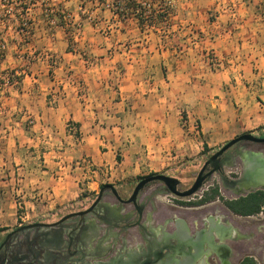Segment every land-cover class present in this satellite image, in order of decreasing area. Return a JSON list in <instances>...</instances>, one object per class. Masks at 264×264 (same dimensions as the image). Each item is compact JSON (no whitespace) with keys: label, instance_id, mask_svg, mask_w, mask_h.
Here are the masks:
<instances>
[{"label":"crops","instance_id":"obj_1","mask_svg":"<svg viewBox=\"0 0 264 264\" xmlns=\"http://www.w3.org/2000/svg\"><path fill=\"white\" fill-rule=\"evenodd\" d=\"M19 2L22 3L21 0ZM26 2L27 0H23L24 6ZM244 4L245 2L241 1L240 8ZM248 5L247 8L252 7L249 2ZM24 8L30 9L29 6ZM237 13L238 11L234 13L227 8L222 9L217 20L208 21L205 17L202 22L197 21L196 16H193L189 18L185 26L183 41L190 43L191 36H186L187 31L192 32L191 28L197 27L205 35L200 41L191 42L196 47L195 49L199 44H202L201 48L208 49V45L204 46L203 43L211 44L225 59L223 65L215 71L212 69L211 73H207L205 61H198L195 58L192 46L186 49L188 56H185V59L181 61L173 59L176 55L174 54L175 48L172 44L163 48L161 39L163 37L159 33H154L155 44H153L148 42L149 38L153 39L151 34L146 35L147 38H145L143 32H133L126 27L120 35H117L118 32L114 34L113 31H110L109 36L106 37L110 40L122 36L124 39H132L136 42L128 44L127 48H122L121 45H111L105 49L96 45L98 33L91 31L96 26L88 23V27L91 29L89 28L87 31L86 25L82 24L84 28L82 34L74 38V41H78L74 47L69 46L68 49L69 39L64 32L58 26L59 29L55 27V33L49 31L44 19L34 15L31 36L23 43L18 42V45L10 40L12 43V47H9L10 52L7 53L5 59H0V69L8 66L14 69L15 73H22L10 87L0 92V134H5L3 137H8L9 140L7 144L0 145V245L6 234L12 231H16V233L8 239L9 244L14 245L24 241L28 235L35 233L34 228L20 231L19 227L53 215L65 207L77 205L96 194L97 191H94L96 181H88L89 178L96 177V170L83 176L82 179L86 180V183L73 182V180L70 183L65 180V176L62 177L68 168L64 156L66 149L64 152L61 151L63 149L62 140H67L60 135L63 131L69 137L72 136L69 134V121H73L79 133L83 129L90 137L91 134L99 133L98 125H92L94 124L92 120L99 118L101 114L111 119L116 117L113 112L114 108L119 107L117 111L120 110L124 93L126 97L133 98V94L127 91L130 87L129 84L135 82V85L140 86L141 79L146 77L142 74L146 65L147 70L153 68L152 71H160V69H165L167 63L171 69H177L181 76L186 70L199 72V75H196L198 78L188 79L192 80L193 84H183L185 89L191 86L196 87L197 92H192L189 95L185 93L182 94V97L188 101H191L188 97H195L201 104V111L205 109L204 104L209 98H213L215 95L226 97L225 93H231L229 96L237 104L240 103L242 107L241 113L237 117L229 119L231 123L241 124V120L247 122L245 104L253 110L257 106L260 114L264 115V105L258 106V103L253 100L258 91L264 95V48L260 54H256L254 49L255 34L257 30L264 34V28L259 29L256 20L250 18L249 11L242 12L241 17H236ZM239 33L242 34V37L238 38ZM12 38H17L16 34ZM237 40L242 41L240 45ZM239 47H247L248 50L246 52L243 49L239 51ZM46 51L57 56L58 61L55 64H52V61L45 56ZM21 52L23 54H20ZM117 54L126 57L128 55L139 56V59L133 58L131 61L117 66L112 64L113 57ZM145 56H149L147 63L142 61ZM21 61H24L23 64ZM116 67H119V71L124 70L119 77L113 76ZM256 69H259L258 72L252 71ZM150 78L153 80L152 90L154 91L151 95L156 97L159 104L157 105V116L160 120L157 122V127L163 129L165 126L161 121L162 117L166 119L169 112L167 110L163 112L161 109L165 105L161 94L156 91H160V87H164V85L159 76L154 75ZM114 79L119 80L118 86L121 90L117 99H115L116 96L114 97L112 87ZM180 79L184 80V76ZM165 82L167 85L165 87L170 90H174L177 85L181 86L176 80L169 82L165 78ZM157 84L159 86H155ZM223 87H228L230 90L223 92ZM142 96L140 91L139 93L135 92L134 99L137 102L144 101L145 97L142 98ZM107 107L109 108L107 109ZM25 116L32 118V125L27 128L22 126ZM120 116L124 115H118L117 118ZM220 121L216 117L215 125L219 126ZM200 122L203 123L202 118H200ZM17 135L20 136L17 137ZM13 136L15 142L12 143L10 140ZM75 145L76 153L91 156L97 169L107 171L112 168L111 161H107L105 152H101L102 148L100 149L99 144L94 146L88 140L84 144L77 143ZM129 182L132 181L126 179L121 184ZM79 184L81 187L75 190V186H79ZM48 187L52 190L49 194L51 199L47 200V204H43L44 192ZM41 193H43V197L40 196ZM34 195H38L39 202H36V205H33L32 201ZM147 196V194H141L139 197V201L145 206L136 230L134 229L135 235L125 234L117 237L113 229V235L111 234L105 239L103 245L114 243L116 239H119L126 248H130L135 243L145 246L148 241L155 238L161 239L173 233L177 234L178 239H185L186 236L192 234L193 229L198 230L205 223V214L199 220H195V215L203 214L204 209L214 205H217L223 215L227 217V221L219 223L231 224L232 230L237 225L236 219L241 217L233 214L224 204L211 202L205 205L183 207L168 203L166 201L168 195ZM20 207L24 209L21 212H19ZM25 212L32 213L33 217L22 221L19 214H25ZM91 216L87 215V218L95 224L90 231L92 233L90 238L98 241L102 238L104 230H100L101 226L97 224L95 217ZM178 218L184 220L187 230L176 221ZM107 227L109 226L107 225ZM95 231L98 232L97 236H94ZM171 240L175 241V238L172 237ZM194 264H211V262L207 256H203L198 258Z\"/></svg>","mask_w":264,"mask_h":264},{"label":"rangeland","instance_id":"obj_2","mask_svg":"<svg viewBox=\"0 0 264 264\" xmlns=\"http://www.w3.org/2000/svg\"><path fill=\"white\" fill-rule=\"evenodd\" d=\"M21 1L22 3L19 0H0V45L4 44L6 46L2 60L10 52L9 47L12 45L10 40H13V43L16 44L18 42L23 43L31 36L33 32V25L31 24L34 15H38L44 19L49 31L55 33V27L58 26L69 39L68 49L69 46L74 47L78 41H74V38L82 34L84 30L82 24L86 25V28H88L87 31L90 28L88 27V23L96 26L91 31L98 33V42L96 45L100 48L111 45H121L122 48H127L128 44H134L136 42L135 40L130 39V41L129 39H124L122 36L114 37L113 40L106 38L109 36L110 31H113L114 34L118 32L117 35H120L125 27L133 30V32H143L145 36L151 34L153 39L149 38L148 42H152L153 44H155L154 33H159L163 37L161 38L163 40V48L171 44L175 48L176 52L174 54L176 55L173 58L175 60L181 61L185 59V56H188L186 49L192 46L195 58L198 61H205L207 63V73H211L212 69L215 71L220 68L225 59L211 44L203 43L204 46L208 45V49L201 48L202 44H199L197 49H195L196 47L191 42L200 41L205 35L197 27L191 28L192 32L187 31L186 36H191L190 43L182 40V38H185V26L190 17L196 16V20L202 22L205 20V17L208 21L217 20L222 9L226 8L234 13L238 11L235 15L236 17H241L242 12L249 11L250 18L256 20L259 29L262 30L264 28V0H27L25 6H29L30 9L24 8L23 0ZM241 1L247 4H244L240 8L239 3ZM248 2L252 7L247 8L249 6ZM10 4L13 9L7 11L11 7ZM20 17H25L27 26H29V34H22L20 32ZM108 19L109 21H107ZM58 27L56 29H59ZM15 34L17 38L13 39L12 36ZM239 34L237 37H242V34ZM255 35L256 42L254 49L256 50V54H260L263 52L262 48H264V34L257 30ZM241 42V40H237L239 45ZM241 49L245 52L248 50L247 47L238 48L239 51ZM20 54H23V52ZM45 56H47L48 60L52 61V64L58 61L57 56L55 57L49 51H46ZM147 57L149 56L142 58L144 63H147ZM256 57L259 58L260 56ZM133 58L137 60L139 56L132 57L128 55L126 57L117 54L113 57L112 64H116L117 66L119 64L122 65V63L131 61ZM187 61L189 62L188 58ZM23 62L21 61V64ZM167 65L166 63L165 69H160V71H152L153 68L147 70L146 65L144 72H142L146 77L141 79L140 86L138 84L135 85V82L129 84L130 87H128L127 91L133 94V98L126 97L124 93L122 97L123 104L120 105V110L117 111L119 107L114 108L113 112L116 117L111 119L101 114L99 118L92 120L94 123L92 125H98L99 133L91 134L90 137L84 129L79 133L73 121L68 122L69 134L72 136L69 137L63 131L60 135L62 137L64 136L67 140H62L63 149L61 150L64 152L66 149L64 156L66 158L65 164L68 165V168L65 170V175L62 176H65L66 181L68 180L72 183L73 180V182L86 183V180L82 179L83 176L96 170V177H91L88 181H96L94 191H98L100 184L117 185L126 179L135 181L149 174H167L180 177L183 180L181 185L183 188L198 171L201 161L213 150L243 133H251L254 135L264 134V115L260 114L257 106L253 110V108L245 104L247 122L241 120V124L238 122L231 123L229 121L230 118L237 117L242 109L241 104H237L230 97L231 93H225L226 97L215 95V97L209 98L206 104H204L205 109L201 111V104L195 97H188L191 101L185 100L182 97V94L187 93L189 95L192 92H197L196 87L191 86L185 89L183 84H193V81H189L188 79L198 78L196 75H199V72L186 70L183 73L184 80H181L180 77L183 78V76H181L180 72L177 69H171V66ZM5 68H9L14 74V82L22 74L21 72L15 73L14 69L8 66L2 67L1 69ZM258 70L252 71L258 72ZM123 71H119V67H116L113 76L119 77ZM154 75L159 76L162 79L161 83L164 85V87H160V91H156L161 94L165 105L161 109L163 112L166 110L169 112V116L166 119L162 117L161 121H163V126H165L163 129L157 127V122L160 120L159 116H157V105L159 104L156 97L151 95L154 91L152 90L153 80L150 77ZM165 78L169 82L176 80L181 86L177 85L174 90H170V88L165 87ZM113 82V93L114 97L116 96L115 99H117L121 91L118 86L119 80L114 79ZM155 86L159 85L157 84ZM162 90L164 92H161ZM228 90L230 88L223 87V92ZM139 91L143 95L142 98L145 97L144 101L139 100L137 102L134 99L135 92L139 93ZM169 91L170 93H168ZM118 99L120 100V98ZM253 100L255 103H258V106H263V93L258 91ZM105 114L107 116V113ZM118 115L124 116L117 118ZM216 117L221 120L219 126L215 125L214 120ZM200 118H202L203 123L200 122ZM31 125L32 118L25 116L22 126L27 128ZM3 135L5 134H0V145L3 143L7 144L9 141L8 137H3ZM88 140L94 146H97L96 144L100 145V149L102 148L101 152H105L104 155L107 161H111V169L101 171L95 167L91 156L76 153L77 149L75 144H84ZM10 142H15L14 136L11 137ZM69 147L73 149L71 150ZM211 181L205 183L202 187L203 192L199 191L192 199L178 198V200H181L180 202L174 199V204L190 207L188 202L200 200L204 192H206L205 189L210 186L209 183ZM80 187L81 185L79 184L74 189L77 190ZM51 192L50 187L45 190L43 204H47V200L51 199L49 197ZM40 196L43 197V193ZM32 201L33 205H36V202H39L38 195H34ZM211 202L223 204L220 199H215ZM211 202H206L205 204ZM23 210V207L19 208V212ZM260 211H262V214L259 212L255 215L241 216L239 219H236L237 225L242 226L244 230L252 226L258 237L260 231L264 233V209L261 208ZM19 215L21 218H25V220L33 217L32 213L26 212L25 214L21 213ZM259 241L261 244H264V240ZM258 262L264 264V253L263 258L258 259Z\"/></svg>","mask_w":264,"mask_h":264},{"label":"flooded vegetation","instance_id":"obj_3","mask_svg":"<svg viewBox=\"0 0 264 264\" xmlns=\"http://www.w3.org/2000/svg\"><path fill=\"white\" fill-rule=\"evenodd\" d=\"M255 136L262 138L264 137V134ZM223 145L213 150L201 161L198 171L190 178L189 183H187L185 187H181L183 180L180 177L171 175L179 178L180 190H185L192 185L203 164L214 153L218 152ZM252 153H261L264 155V142H255L249 139L241 140L225 149L216 158L212 159L214 165L219 164V171L209 180L212 181L209 183L210 186L207 190H209L210 187H215L217 185L219 196H222L225 199H235L243 196L245 193L247 195L250 192L264 190V184L256 188L249 184V186H247L246 183L238 184L234 187H231L229 184V180L237 179L242 176L245 170V160L248 159ZM209 169H211L210 165L206 167L205 172ZM151 175L154 174L140 177L135 181L125 184H102L92 198L85 200L84 202H79L77 205L65 207L55 212V214L38 221L31 222L49 223L57 222L63 218L57 226H61L62 228L66 226L73 227L81 221V217L76 213L90 208L88 215L95 217L97 224L101 226L100 230H104L102 238L97 241L92 239V237L90 238V235H92L90 232L91 229L86 228L84 230L86 239L83 240L84 244H81L77 240L76 233H73V231L68 229L67 233L64 235V241L62 243H55V245H58V255L50 257V259L57 261L60 264H140V261L144 257L143 252H156L158 247L162 248L161 254L159 256L156 255V257H151L152 259H159L158 264H194L193 261L195 262L198 258L203 256H207L211 264H226L225 262L223 263V259H225L226 255H228V260L231 264H240L243 259L247 257L253 258L259 263L258 259L263 258L264 244H261L259 240H264V233L260 231L257 237L252 226L247 228L243 227L245 228L244 230L242 229V226L235 225L234 229L228 234H220L218 223L227 221V217L223 215L221 209H219L217 205L204 209L202 211L203 214L198 215L197 213L194 217L195 220H199L205 214V223L201 228H205L207 232L205 233L206 238H204L203 241H191L186 239L172 241L171 239L162 237L158 240L159 244H156L154 239L148 241L145 246L135 243L130 248H126L125 244L119 239H116V242L114 243L112 242L108 245H103L102 243L105 239L111 236V234L113 235V229L117 237L125 234H130L131 236L135 235L134 229L136 230V221L138 220L136 210H134L135 214L127 221L121 223V227L118 229L111 228L108 225L110 218L108 211L113 207L127 208V206H129V208L133 209L131 204H126L125 201L122 202L118 196L127 200L132 195L136 185L145 177ZM221 176H225L226 179L224 181L221 180ZM105 185H111L113 188L111 186L106 187ZM103 186L105 187L102 188ZM140 191L141 192L138 194L139 203H141L139 201L141 194H147L149 196L158 194L163 195V184L159 180H150ZM262 209H264V207H262ZM92 212L96 213L98 216L91 214ZM104 224H106V226H104ZM107 225L109 227H107ZM198 230L193 229L191 233L193 234ZM97 233L98 232L95 231L94 236H97ZM8 234H6V236ZM43 263V255H35L32 257L31 261L26 264Z\"/></svg>","mask_w":264,"mask_h":264},{"label":"water","instance_id":"obj_4","mask_svg":"<svg viewBox=\"0 0 264 264\" xmlns=\"http://www.w3.org/2000/svg\"><path fill=\"white\" fill-rule=\"evenodd\" d=\"M253 140L255 142H264V137L260 138L251 133H243L241 135L232 138L228 142H226L222 148L214 153L201 167L199 170L194 182L192 185L185 189H179L180 180L178 177L167 175V174H154L148 177H145L141 180L136 187L132 195L124 200L120 196H118L122 202L125 201L126 204H131L132 208H123V207H113L108 211L109 222L108 225L112 228L118 229L121 227V223L127 221L131 216H133L134 210L137 212L138 220L136 223H139L143 215L144 204L138 202V194L141 192L143 186L150 180H159L163 184V195H170L176 198H188L192 196L194 193L198 192L203 185L211 179V177L218 173L219 164H213L212 159L216 158L220 153H222L225 149L232 146L234 143L241 140ZM210 165L211 169L205 172L206 167ZM225 176H221V180H225ZM246 183L247 186H252L254 188L264 184V155L261 153H252L248 159L245 160V170L240 178L229 180V184L231 187H234L238 184ZM249 184V185H248ZM106 187H110L111 185H105ZM103 186L102 188H104ZM112 187V186H111ZM113 188V187H112ZM255 190V189H254ZM253 190V191H254ZM246 195L243 194V196ZM147 197H150L149 195ZM90 208L85 211H79L76 214L81 217V221L78 222L77 225L71 227H61L57 226L63 218L57 222H49V223H31L19 227L18 230L23 231L25 229L34 228L35 233L33 235H28L24 241H21L17 244L11 245L7 242V239L12 238L16 231L9 233L3 243L0 245V264H26L29 263L35 255H43L44 263L43 264H60L57 261H53L50 257H55L58 255V245L55 243H62L64 241V235L67 233L68 229L76 233L77 240L79 243L84 244L83 240L86 239L84 230L86 228L92 229L94 226V222L87 218L89 214ZM102 213V212H99ZM91 214L98 216L96 213L92 212ZM72 215V214H71ZM176 221L181 223L184 228H186V224L182 218H178ZM219 233L220 234H228L232 230L231 224L218 223ZM75 231H74V230ZM187 232V231H186ZM207 230L205 228H201L198 231L194 232L190 236H186V240L191 241H203L206 238L205 233ZM209 232V231H208ZM175 238V240L179 241L177 234H169L166 238L171 239ZM222 239V238H220ZM159 238H155L156 244H159ZM156 252L148 251L143 252V259L140 261V264H158L159 259H152V256L160 255L162 252V248L158 247ZM5 251V252H4ZM193 260V259H192ZM231 264L228 260V255L223 259V263ZM194 263V261H193ZM104 264V263H102ZM163 264V263H162Z\"/></svg>","mask_w":264,"mask_h":264},{"label":"trees","instance_id":"obj_5","mask_svg":"<svg viewBox=\"0 0 264 264\" xmlns=\"http://www.w3.org/2000/svg\"><path fill=\"white\" fill-rule=\"evenodd\" d=\"M220 199L222 203L235 215L238 216H251L260 212L261 208L264 207V190H257L250 192L245 196H240L235 199H225L219 196L218 186L210 187L209 190L204 192V195L200 200L196 202H188L189 206H199L206 202ZM175 201L180 202L178 198ZM240 264H260L257 263L253 258H244Z\"/></svg>","mask_w":264,"mask_h":264},{"label":"built area","instance_id":"obj_6","mask_svg":"<svg viewBox=\"0 0 264 264\" xmlns=\"http://www.w3.org/2000/svg\"><path fill=\"white\" fill-rule=\"evenodd\" d=\"M10 6H11V4H10ZM12 9L13 8L11 6L7 9V11H10ZM19 20H20L19 21L20 32L22 34H29V30H28L29 26H27V21L25 20V17H20ZM5 50H6V46L4 44H1L0 45V59L3 58ZM13 82H14V74L11 72V70L9 68L1 69L0 70V92L5 90L6 88L10 87L13 84ZM207 189L208 188H206L205 190L207 191ZM199 191L203 192V189L201 188ZM199 191L194 193L192 196L188 197V199L189 200L192 199L193 196H195L196 194L199 193ZM174 199L175 198L173 196L168 195L166 201L170 204L175 205ZM260 214H262V211H260ZM24 217H27V216H24ZM23 219L25 221V218H22V221H23Z\"/></svg>","mask_w":264,"mask_h":264}]
</instances>
